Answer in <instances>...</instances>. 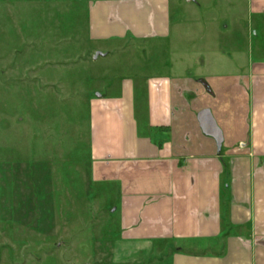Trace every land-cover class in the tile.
Wrapping results in <instances>:
<instances>
[{
    "label": "crops",
    "instance_id": "1",
    "mask_svg": "<svg viewBox=\"0 0 264 264\" xmlns=\"http://www.w3.org/2000/svg\"><path fill=\"white\" fill-rule=\"evenodd\" d=\"M78 1L65 22L98 55L106 43L148 41L166 58L150 60L164 72L86 78L97 92L86 98L89 182L100 200L114 193V208L87 217L79 258L264 264V0H183L195 33L173 21L172 0ZM203 110L220 144L202 129Z\"/></svg>",
    "mask_w": 264,
    "mask_h": 264
},
{
    "label": "rangeland",
    "instance_id": "2",
    "mask_svg": "<svg viewBox=\"0 0 264 264\" xmlns=\"http://www.w3.org/2000/svg\"><path fill=\"white\" fill-rule=\"evenodd\" d=\"M181 1L172 0L173 21L195 33L196 16ZM79 4L0 0V264L86 263L79 254L87 217L114 208V193L100 200V186L89 182L86 98L97 92L86 78L164 72L150 63L154 55L166 59L163 46L152 52L148 41L106 43L110 53L96 58L98 45L65 22ZM73 241L82 249H72Z\"/></svg>",
    "mask_w": 264,
    "mask_h": 264
},
{
    "label": "water",
    "instance_id": "3",
    "mask_svg": "<svg viewBox=\"0 0 264 264\" xmlns=\"http://www.w3.org/2000/svg\"><path fill=\"white\" fill-rule=\"evenodd\" d=\"M98 54L100 53L96 52L95 57ZM199 121L201 123V127L204 130V132L213 135L214 138L217 140V143L220 144L221 142L220 130L216 126L215 121L208 110H203L199 113Z\"/></svg>",
    "mask_w": 264,
    "mask_h": 264
}]
</instances>
